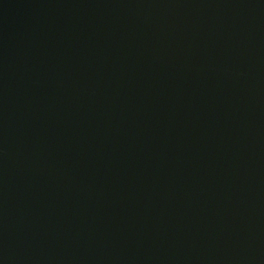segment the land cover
Wrapping results in <instances>:
<instances>
[{"label": "water", "instance_id": "obj_1", "mask_svg": "<svg viewBox=\"0 0 264 264\" xmlns=\"http://www.w3.org/2000/svg\"><path fill=\"white\" fill-rule=\"evenodd\" d=\"M0 264H264V0H0Z\"/></svg>", "mask_w": 264, "mask_h": 264}]
</instances>
